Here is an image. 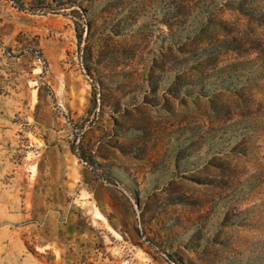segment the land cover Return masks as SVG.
<instances>
[{
    "label": "rangeland",
    "instance_id": "obj_1",
    "mask_svg": "<svg viewBox=\"0 0 264 264\" xmlns=\"http://www.w3.org/2000/svg\"><path fill=\"white\" fill-rule=\"evenodd\" d=\"M23 3L0 264H264V0Z\"/></svg>",
    "mask_w": 264,
    "mask_h": 264
},
{
    "label": "trees",
    "instance_id": "obj_2",
    "mask_svg": "<svg viewBox=\"0 0 264 264\" xmlns=\"http://www.w3.org/2000/svg\"><path fill=\"white\" fill-rule=\"evenodd\" d=\"M14 5H15L14 7L17 8L18 10L23 11L25 9L23 0H15V4Z\"/></svg>",
    "mask_w": 264,
    "mask_h": 264
},
{
    "label": "bare ground",
    "instance_id": "obj_3",
    "mask_svg": "<svg viewBox=\"0 0 264 264\" xmlns=\"http://www.w3.org/2000/svg\"><path fill=\"white\" fill-rule=\"evenodd\" d=\"M98 214V213H97ZM96 215V214H95ZM97 216V215H96Z\"/></svg>",
    "mask_w": 264,
    "mask_h": 264
}]
</instances>
